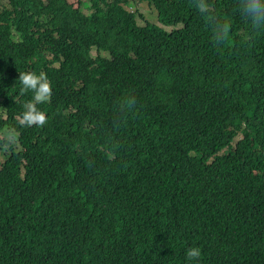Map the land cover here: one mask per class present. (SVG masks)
<instances>
[{"label": "trees", "instance_id": "trees-1", "mask_svg": "<svg viewBox=\"0 0 264 264\" xmlns=\"http://www.w3.org/2000/svg\"><path fill=\"white\" fill-rule=\"evenodd\" d=\"M82 1L0 0V264H264V28L209 0L216 46L193 0Z\"/></svg>", "mask_w": 264, "mask_h": 264}, {"label": "clouds", "instance_id": "clouds-1", "mask_svg": "<svg viewBox=\"0 0 264 264\" xmlns=\"http://www.w3.org/2000/svg\"><path fill=\"white\" fill-rule=\"evenodd\" d=\"M193 3L202 15L208 17V26L212 33L214 44L216 46L222 45L228 38L231 26L211 14L209 0H193ZM119 9L125 13L133 12L129 11L125 5L119 6ZM238 11L243 19L250 22L253 28H264V0H239ZM18 79L21 82L22 91H32L35 101V103L29 102L25 104V111L22 113L20 124L22 126H43L47 122L46 115L36 107V104L49 101L52 95L47 76L44 73L37 75L34 72H21ZM8 138L10 141L14 140V134L9 132ZM200 256L201 250L198 247H190L186 250V257L190 262H198Z\"/></svg>", "mask_w": 264, "mask_h": 264}, {"label": "rangeland", "instance_id": "rangeland-1", "mask_svg": "<svg viewBox=\"0 0 264 264\" xmlns=\"http://www.w3.org/2000/svg\"><path fill=\"white\" fill-rule=\"evenodd\" d=\"M1 1L3 3L5 2V0H1ZM81 1L82 0H69V5H72V4L76 5L78 3H81ZM87 2L89 4H92L94 2V0H87ZM136 3L139 6V10L142 12L146 11L150 7V5H148L147 2L137 1ZM126 8L129 11H135V9H136L135 7L133 8V7H129V6H127ZM126 13L123 10H120L119 7H115L112 3H109L105 6H103L101 8V12H100V14L103 16H115L119 19V21H124L125 17L127 16ZM147 17H149L151 23L155 22L154 15H152V13L148 10H147ZM9 132L10 131H0V165L5 160V158L7 156H9V154L11 153L10 145H8V143L3 142L2 139L6 138L9 142H15L16 141L15 134H14V140H11V141L9 140V138H8Z\"/></svg>", "mask_w": 264, "mask_h": 264}]
</instances>
